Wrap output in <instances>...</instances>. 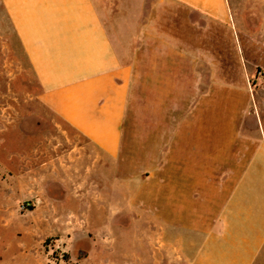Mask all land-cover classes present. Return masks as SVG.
I'll list each match as a JSON object with an SVG mask.
<instances>
[{
	"label": "crops",
	"instance_id": "obj_1",
	"mask_svg": "<svg viewBox=\"0 0 264 264\" xmlns=\"http://www.w3.org/2000/svg\"><path fill=\"white\" fill-rule=\"evenodd\" d=\"M0 32L40 104L90 147L37 191L32 167L18 174L0 153V215L19 182L57 221L40 243L85 246L86 264H264V105L251 104L264 97V0H0ZM19 242L12 264H39Z\"/></svg>",
	"mask_w": 264,
	"mask_h": 264
},
{
	"label": "rangeland",
	"instance_id": "obj_2",
	"mask_svg": "<svg viewBox=\"0 0 264 264\" xmlns=\"http://www.w3.org/2000/svg\"><path fill=\"white\" fill-rule=\"evenodd\" d=\"M149 13L150 10L146 9L145 21L149 19ZM159 19L161 26L167 28L168 17L161 15ZM3 36L0 32V153L6 155L10 151L11 154H16L18 174L25 165L32 167L34 183L35 180L38 182L37 185L34 184V191H37L40 190L42 176L46 180L53 179L48 177L52 172L83 168L84 165L79 163V150L90 147L71 127L40 104L41 89L30 68L19 50L8 47ZM135 46L134 42L129 52L135 51ZM248 86L253 90L258 87V81L249 80ZM144 102L142 100L140 103L141 120L144 116ZM255 103L264 105V97H252L251 104ZM138 105L137 98L134 97L125 123L133 141L136 138ZM165 115L167 114L160 113L159 119ZM260 117L264 121V113ZM258 119L256 113L247 114L243 125L253 132ZM11 190L13 194L10 208L6 210V214L0 215V264L13 263L14 256L21 249L19 241L25 243L29 251L32 249V260L37 256L39 264H86L87 256L79 251L87 250L85 246L71 247L70 242H60L55 237L40 243L58 228L57 221L46 219L44 212L49 210H46L41 201L32 202V198L25 192L24 184L17 182ZM5 221L9 224L4 226ZM119 227L112 226L114 233ZM97 228L104 230V226ZM116 243L118 249H121L122 241L118 239ZM105 259L107 260L96 257L90 264H104Z\"/></svg>",
	"mask_w": 264,
	"mask_h": 264
},
{
	"label": "built area",
	"instance_id": "obj_3",
	"mask_svg": "<svg viewBox=\"0 0 264 264\" xmlns=\"http://www.w3.org/2000/svg\"><path fill=\"white\" fill-rule=\"evenodd\" d=\"M27 205H28V203H27Z\"/></svg>",
	"mask_w": 264,
	"mask_h": 264
}]
</instances>
